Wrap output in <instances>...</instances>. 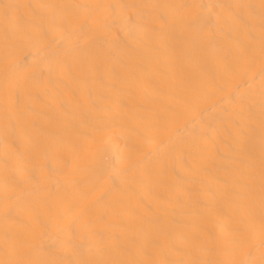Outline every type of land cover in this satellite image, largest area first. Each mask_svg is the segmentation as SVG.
<instances>
[{"label":"bare ground","instance_id":"1","mask_svg":"<svg viewBox=\"0 0 264 264\" xmlns=\"http://www.w3.org/2000/svg\"><path fill=\"white\" fill-rule=\"evenodd\" d=\"M0 264H264V0H0Z\"/></svg>","mask_w":264,"mask_h":264}]
</instances>
